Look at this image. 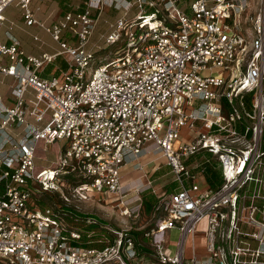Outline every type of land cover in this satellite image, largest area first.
I'll return each instance as SVG.
<instances>
[{"label":"built area","instance_id":"built-area-1","mask_svg":"<svg viewBox=\"0 0 264 264\" xmlns=\"http://www.w3.org/2000/svg\"><path fill=\"white\" fill-rule=\"evenodd\" d=\"M31 1L0 0V29L16 2L59 51L26 55L15 38L0 42V73L15 79L0 131L22 129L17 141H0V264H264V0L255 10L249 0H85L49 25ZM104 5L124 12L101 38L122 45L91 67L97 53L87 44ZM61 54L70 57L62 76L38 74ZM57 140L65 143L54 166L37 169L39 142ZM148 143L176 187L141 237L63 207L95 193L111 196L120 216H138L144 189L123 184L122 167ZM200 152L217 163L215 189L204 181L209 159L188 162ZM43 193L63 205L39 208L32 197ZM172 230L174 252L164 245Z\"/></svg>","mask_w":264,"mask_h":264},{"label":"rangeland","instance_id":"rangeland-1","mask_svg":"<svg viewBox=\"0 0 264 264\" xmlns=\"http://www.w3.org/2000/svg\"><path fill=\"white\" fill-rule=\"evenodd\" d=\"M83 1L85 0H48L49 3V8L47 9V14L51 15L52 20H57L59 19L60 16H63L66 12L72 11V12H77L80 10V8L83 5ZM16 2L11 3L10 5L7 6L5 10V15L7 17V21H5L2 25L1 31H0V42L7 41V38H9L6 34L5 31L9 30L12 35H14L16 30H13L12 28H9L10 26V20L14 21L15 23L23 24V18H22V9L15 4ZM45 0H32V2L29 4V9L38 12V14H42L45 9ZM250 7L252 10L257 9V7L260 4V0H249ZM38 7V9H36ZM137 8L132 7L127 13V18L128 17H133V15L136 13ZM123 10H116L113 8L108 7L107 5H104L103 10L101 13H98V11H94L95 16L97 14H100L98 17L97 24L95 25L94 32L92 33L90 40L87 44V48L89 50H94L96 51L97 54H95V58L92 61V65L96 66L99 62V59L101 57H112L113 52L119 48L122 43L117 42L116 44L106 46L103 42V39L101 38V34H105L109 29V25L107 23V20L114 21L117 17L123 15ZM33 28H27V30H23L20 33L22 34V41L25 43L26 46L28 47H34L38 48L40 46L44 50L47 51H53L57 50L59 48V44L52 39L50 34L45 32L42 28L37 27L38 29L34 28V26H31ZM36 33L37 36L39 37V41H34L32 38V34ZM65 39L69 40L70 39V34L65 35ZM70 43H73V41H70ZM0 58H3L0 56ZM107 59V58H106ZM4 60V58L2 59ZM219 69H214L212 71V74H220ZM224 75L226 74L225 72H222ZM0 90L3 93H7L9 91V81L4 80L0 82ZM246 105L249 107L250 104V97L247 96L245 99ZM64 140H57L52 144L47 145L44 147V144L42 142H39L38 147H37V152H36V167L38 168H49L54 166V164L57 161V156L58 153L62 150L64 147ZM155 147V145H154ZM152 147L151 150L155 151L152 152L150 151L147 153L146 158H158V160H155L157 164L155 166H158V170H151L149 166L146 168L149 169L150 171H146V177L145 179L141 177V173L137 167L133 165L130 166V171L131 173L128 174V172L124 175L128 169L125 167L122 170V179L126 180H137V187L144 189L140 193V198H141V207L139 209V214L136 217H123L119 215L118 208L114 206L115 202H113V198L111 196H105V195H100V194H95L91 193L89 199H82V200H75L73 199L70 204H66V206L63 207H68L72 209L73 211H78L79 215L85 216V215H91L99 219L100 221L109 223L110 226L114 228L120 229L121 227L123 228H128L131 229L132 231L139 232L145 228H149L151 225L154 224V222L159 218L160 214L162 213V210L154 212L153 210L150 211H144V200H149L151 202H156V205H164L166 197L168 196V192L166 191L167 189L164 187V182H165V177L166 176H161L164 174V172H167L169 170V167L164 165V158L161 155V152ZM153 166V164H152ZM136 169H135V168ZM135 175V177H134ZM204 175L206 176V171L204 172ZM69 176L65 177V180H67V184H73L71 183V179H68ZM133 178V179H131ZM142 179V180H141ZM146 181H150L151 184H148L146 187L147 183ZM155 189V192H152V189ZM2 187L0 186V190ZM68 188H65V191H67ZM133 193V192H132ZM41 194V193H40ZM37 195L32 197L33 199L37 200V205L39 208H43L45 206H51V207H56L61 204L59 198L57 195H51L48 193H43L42 195ZM154 195V196H153ZM153 198H150V197ZM63 203V202H62ZM63 205V204H61ZM66 222L71 224L72 221L70 218L66 217L65 218ZM204 227H205V220L202 219L198 222L197 224V240L196 244L198 246V251L202 252L203 249V232H204ZM177 232L175 230L172 231H166V240L164 245L168 247L172 252L175 251V244L177 240ZM186 253H190V249L187 247L186 248Z\"/></svg>","mask_w":264,"mask_h":264},{"label":"crops","instance_id":"crops-1","mask_svg":"<svg viewBox=\"0 0 264 264\" xmlns=\"http://www.w3.org/2000/svg\"><path fill=\"white\" fill-rule=\"evenodd\" d=\"M45 2H47V3L45 4V9H44V12L42 14H40V13L38 14V12L33 11V10L30 9L32 11L34 17L36 19L40 20L41 22H43L46 25H49V24H51L53 22H56V21H59L62 18V16H60L59 19H57V20H55V19L52 20V17H50L51 15L47 14L48 13L47 12V9L49 8V3H48V0H45ZM106 2H108V0H106ZM15 4L17 6H19L17 3H15ZM132 7H134V6H132ZM103 8H104V6L102 7V10H103ZM36 9H38V7ZM22 14H23V11H22ZM4 17H5V19H4L3 23L8 20L7 17H6V15H5V11H4ZM22 18H23V16H22ZM97 21H98V19H97ZM112 22L113 21H110L109 22L107 20L108 25L110 23H112ZM3 23H2V25H3ZM96 24H97V22H96ZM33 26L36 29H38L37 27H39V26H35V25H33ZM29 27L30 28H33L31 26L26 25L25 22H24V20H23V24L15 23L14 21L10 20V26H9V28H12L13 30H16L15 31L16 33L14 35H12L9 30H6L5 31V34L9 38H7V41H4L2 43L9 44L10 43V36H11V37L15 38L19 42L20 47L23 49V51L25 52L26 55L40 56L44 52H47V53H55V52L59 51V48L57 50L47 51V50H44L43 48H41L40 46H38V48L26 46L25 43L22 41V38H21L22 37V34L20 32L23 31V30H27V28H29ZM1 28H2V26H1ZM39 28H41V27H39ZM0 31H1V29H0ZM101 35H103V34H101ZM32 38H33L34 41H39V37L37 36L36 33H33L32 34ZM3 58H4V60H2ZM3 58H0L1 61L7 62V60L5 59V57H3ZM69 59H70V57L67 54H61V55H59L55 59V61L53 63H51V64H45L42 67L38 68L37 69V72H38V74H40L42 76H50V75L62 76V74L68 69L67 62L69 61ZM4 80H8L9 81V91L7 93H3L0 90V108H3V107H11L13 105V103H14V97L12 96L11 90H12L13 85L15 84V79L11 75H5V74L0 73V82H2ZM24 96L26 98L33 97V91L30 88H28L25 91ZM40 124H42V123H40ZM21 135H22V129H21V127L8 126L4 130L0 131V141L5 138V139H10L11 142H15V141H17L21 137ZM9 147H10V145L9 144H6V148H9ZM152 147H154V144L153 143L146 144V146L144 147L143 152L141 153V155L137 159H135V160L130 159L129 163H127L125 166L122 167V170H123L124 167L126 169H128L125 173H123V172L122 173L124 175L127 172H128V174H130L131 171H132V170L130 171V169H129L130 166L133 165V164L135 166L136 163H139V165H141L143 167L142 170L139 169V171L142 172L141 173V177L144 178V179L146 177V174H145L146 171L147 172L150 171L149 169H147L148 168L147 166H149V168L152 167L151 168L152 171H153V169L154 170H158L159 167L158 166H155V164H157V162L154 163V161L155 160H158V158L157 157L156 158H154V157H152V158H146L147 153H149L150 151H152L151 150ZM154 148H156V146ZM152 152H155V151H152ZM161 155H162V153H161ZM162 157L164 158L163 155H162ZM205 159H209V160L212 159L213 161H215L210 156V154H208L206 152H200L195 157H191L188 160V162H191V161L201 162V161H204ZM152 164H153V166H152ZM164 165L167 166L166 161H165V158H164ZM216 165H217V163L215 161V166ZM167 167H169V166H167ZM215 169L217 170L216 171L217 172V181H218L217 184H219V183H221L220 171H219V168H217V167H215ZM161 176H166L165 177V182H164V184H165L164 187L167 189L166 191H173V189L176 187V184L172 182L173 181L172 180L173 179V176H172V174L170 172V168H169V170L167 172H164V174H162ZM134 177H135V175H134ZM131 179H133V178H131ZM137 180L138 179H135V180H126V179L124 180L123 179V184H130L131 183V186L137 187V185H136L137 184L136 183ZM204 181H205V183L207 185H209V183L206 180V176L205 175H204ZM146 183H147L146 187L148 186V184H151L150 181H146ZM153 191L155 192V189L154 188L152 189V192Z\"/></svg>","mask_w":264,"mask_h":264},{"label":"trees","instance_id":"trees-1","mask_svg":"<svg viewBox=\"0 0 264 264\" xmlns=\"http://www.w3.org/2000/svg\"><path fill=\"white\" fill-rule=\"evenodd\" d=\"M205 166V171H206V180L207 182L209 183L210 187L215 189L219 186L218 181H217V170L215 169V161H213L212 159L209 160V162H206L204 164ZM217 184V185H216ZM154 196V195H153ZM150 198H153L152 196ZM156 205V202H151L149 200H144V211H150V210H153L154 209V206ZM133 235L135 236H139L141 237L142 235V232L139 231V232H133ZM99 236V234H96L94 235L93 237H97ZM91 244L87 245V244H83V246H90ZM142 248V251L145 252V253H149L150 251L147 249V248H144V247H141Z\"/></svg>","mask_w":264,"mask_h":264}]
</instances>
